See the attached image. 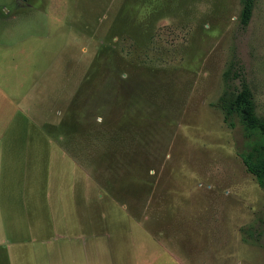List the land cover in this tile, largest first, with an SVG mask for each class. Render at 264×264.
Here are the masks:
<instances>
[{
    "label": "rangeland",
    "instance_id": "1",
    "mask_svg": "<svg viewBox=\"0 0 264 264\" xmlns=\"http://www.w3.org/2000/svg\"><path fill=\"white\" fill-rule=\"evenodd\" d=\"M42 2L1 22L0 41L41 46L40 107L59 106L92 230H133L153 264H264V190L241 161L251 142L217 107L234 63L264 118V0L245 27L240 0H136V17L153 12L144 28L120 21L127 0Z\"/></svg>",
    "mask_w": 264,
    "mask_h": 264
},
{
    "label": "crops",
    "instance_id": "2",
    "mask_svg": "<svg viewBox=\"0 0 264 264\" xmlns=\"http://www.w3.org/2000/svg\"><path fill=\"white\" fill-rule=\"evenodd\" d=\"M6 1L0 31L1 22L28 15L44 0L32 7L30 0ZM41 52L36 40L0 41V96L7 99L0 106V264L155 263L153 252L135 245L133 230H92L94 202L76 198L82 173L70 148L67 155L61 149L59 106L40 107ZM28 79L32 85L22 87ZM66 120L61 127L68 130ZM77 208L87 209L85 216Z\"/></svg>",
    "mask_w": 264,
    "mask_h": 264
},
{
    "label": "trees",
    "instance_id": "3",
    "mask_svg": "<svg viewBox=\"0 0 264 264\" xmlns=\"http://www.w3.org/2000/svg\"><path fill=\"white\" fill-rule=\"evenodd\" d=\"M135 1L127 0L123 7L124 11L121 14L120 21L125 22L123 23L125 25H127V21L130 23L134 22L133 24H135L144 16L143 21L138 24L141 25L143 22V28L147 25L150 26L149 23L151 22L148 21L147 16L150 19L153 12H147V6H145L144 11L142 10V15L136 17V13L132 11L135 7ZM147 1L145 0V2ZM254 2L255 0H240L241 10L238 21H240L242 27L247 26L249 23ZM150 4L152 5V3ZM236 78H240V85L234 88L230 85V81ZM223 82L222 95L219 97L217 103V107L223 116V123H226L227 127L232 128L234 123L232 119L236 117L239 119V124L241 125V129H243L245 138L251 142L250 150L241 155V161L245 165L246 170L254 176L258 186L264 190V118L257 116L253 93H251L249 85L240 74V71L235 68L234 63L230 64L225 70Z\"/></svg>",
    "mask_w": 264,
    "mask_h": 264
}]
</instances>
